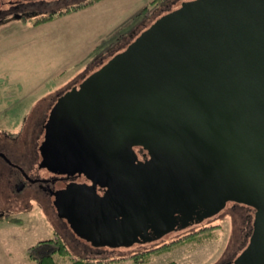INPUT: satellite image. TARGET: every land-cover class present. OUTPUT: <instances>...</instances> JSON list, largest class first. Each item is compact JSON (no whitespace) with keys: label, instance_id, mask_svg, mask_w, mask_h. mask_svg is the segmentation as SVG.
Returning <instances> with one entry per match:
<instances>
[{"label":"water","instance_id":"obj_1","mask_svg":"<svg viewBox=\"0 0 264 264\" xmlns=\"http://www.w3.org/2000/svg\"><path fill=\"white\" fill-rule=\"evenodd\" d=\"M51 108L38 166L76 176L52 193L76 238L150 245L231 202L254 216L226 264H264V0L181 4Z\"/></svg>","mask_w":264,"mask_h":264},{"label":"rangeland","instance_id":"obj_2","mask_svg":"<svg viewBox=\"0 0 264 264\" xmlns=\"http://www.w3.org/2000/svg\"><path fill=\"white\" fill-rule=\"evenodd\" d=\"M48 1L50 5L54 3L45 0ZM150 1L101 0L43 24L33 25V20L19 18L3 24L0 27V128L11 134L23 131L26 125L30 126L33 113L48 110L55 94L64 92L123 50L141 30L151 25L154 8L149 6ZM35 195L29 201L30 194L26 193V205L15 206L21 212L12 216L21 220L26 229L14 224L0 225V264H33L27 258V249L55 233L62 236L73 256L107 259L103 264H226L243 248L240 218L229 213L232 206L229 202L213 219L185 232L168 234L155 244L106 248L91 254L89 247L76 240L67 224L56 219L49 202ZM56 258L58 264H68L62 257ZM140 259L146 261L134 262Z\"/></svg>","mask_w":264,"mask_h":264},{"label":"flooded vegetation","instance_id":"obj_3","mask_svg":"<svg viewBox=\"0 0 264 264\" xmlns=\"http://www.w3.org/2000/svg\"><path fill=\"white\" fill-rule=\"evenodd\" d=\"M79 1L83 0H54V3L52 4L53 6L50 5L49 1L45 2V0H25L24 2L15 3L14 5L4 4L0 7V27L11 20H14V18L33 20L37 18L38 15L71 6L73 3ZM189 1L195 0H151L148 4L154 9L152 10L153 13L150 18L154 21L164 16V14L178 8L175 7V9H173L175 5H181ZM70 87L66 89H69ZM62 93H57L53 96L48 104V110L41 113H33V117L30 120V126L25 124L26 129L23 131L19 130L17 133L11 134L0 128V225L2 227H9L8 225L14 224L26 229L25 224H21V220L12 217L13 214L16 215V213L21 212V208L16 209L15 206L18 205L17 207H19L22 206V204L24 206L26 205L25 194H30L29 201L36 198L35 194L42 196L44 198L43 200L49 202V206L54 210L52 193L56 190V181L61 180L67 182V180L72 181L76 177L61 174L55 175L47 169H41L38 166L41 161L39 142L44 135V125L47 121V116L52 109L51 107L57 100L58 96ZM231 204L232 206H230L229 213L237 214L240 218L239 225L243 238V247L248 241V236L252 230L251 223L254 216V210L252 211L246 206H239L234 203ZM56 219L59 218L56 217ZM59 221L64 225L66 224L61 219H59ZM76 240H78L81 245L87 248L89 247L88 249H90V253L92 252L91 254H93V252L97 253L98 251H105L106 249L92 248L85 241L78 238ZM159 241H156L155 243ZM145 246L146 245H139V247ZM86 255H88V253H86Z\"/></svg>","mask_w":264,"mask_h":264},{"label":"trees","instance_id":"obj_4","mask_svg":"<svg viewBox=\"0 0 264 264\" xmlns=\"http://www.w3.org/2000/svg\"><path fill=\"white\" fill-rule=\"evenodd\" d=\"M98 1H101V0H83L77 3H73L71 6L60 8L53 12L38 15L37 18L33 19V22H34L33 25L47 23L55 18H60V16L72 14V12H78L80 10H83V8L93 6ZM187 239H190V238H187ZM163 247L166 248V245H164ZM162 248H159V249H162ZM56 257H62V259L67 261L68 264H103L107 262V259L100 260V258L93 259L91 257L81 258V257L73 256L68 246L65 244L62 236L57 233H55L52 237L47 238V240L37 241L33 246L27 249V258L30 259L33 264H58ZM140 261L144 262L146 261V259L144 260L140 259L139 261H134V262L140 263ZM169 264H175V263L171 262Z\"/></svg>","mask_w":264,"mask_h":264}]
</instances>
